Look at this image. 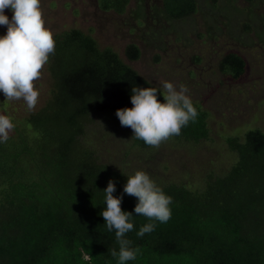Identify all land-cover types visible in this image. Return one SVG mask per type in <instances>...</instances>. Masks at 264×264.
Returning <instances> with one entry per match:
<instances>
[{
    "label": "trees",
    "instance_id": "obj_1",
    "mask_svg": "<svg viewBox=\"0 0 264 264\" xmlns=\"http://www.w3.org/2000/svg\"><path fill=\"white\" fill-rule=\"evenodd\" d=\"M128 3L97 4L102 11L123 14ZM196 11L197 0H162V12L170 20L186 19ZM53 38L55 52L46 64L48 101L19 125L13 122L9 139L0 143V264H118V257L111 255L113 249L119 252L115 230L108 231L101 215L109 180L115 184L113 196L122 197V211L133 216V230L124 238L140 250L126 264H264V133L251 130L243 141L227 139L237 161L203 190L158 186L172 198L166 223L138 216L137 198L124 193L128 177L99 163L81 138L91 116L133 107V87L156 88L161 103L163 94L113 50L100 48L91 35L69 29ZM139 54L136 45L126 47L128 60H137ZM218 68L238 81L246 63L231 52ZM193 105L195 122L169 139H208V114ZM132 141L135 147H151L134 137ZM147 223L155 224L154 231L137 236ZM84 252L92 260L84 261Z\"/></svg>",
    "mask_w": 264,
    "mask_h": 264
},
{
    "label": "rangeland",
    "instance_id": "obj_2",
    "mask_svg": "<svg viewBox=\"0 0 264 264\" xmlns=\"http://www.w3.org/2000/svg\"><path fill=\"white\" fill-rule=\"evenodd\" d=\"M98 0H41L45 27L52 34L78 29L91 35L100 48H109L140 77L163 94V83L187 87L193 103L208 114V139L198 143L168 139L150 148L133 146L131 133L116 114L89 118L81 143L99 163L125 177L146 172L157 186L182 184L202 189L210 179L225 175L237 161L227 143L243 141L246 133H264V0H197V11L186 19L170 20L162 0H129L123 14L102 11ZM11 20L12 12L5 13ZM6 35V26H0ZM130 44L139 58L125 55ZM236 53L247 64L245 75L232 81L218 68L227 53ZM40 92L33 111L23 100L5 104L0 92V114L19 125L44 107L51 79L46 65L34 82ZM111 134V135H110Z\"/></svg>",
    "mask_w": 264,
    "mask_h": 264
},
{
    "label": "clouds",
    "instance_id": "obj_3",
    "mask_svg": "<svg viewBox=\"0 0 264 264\" xmlns=\"http://www.w3.org/2000/svg\"><path fill=\"white\" fill-rule=\"evenodd\" d=\"M12 12L11 20L5 10ZM0 26H6V35L0 36V92L5 96V104L23 100L28 111H33L38 103L40 92L35 81L42 75L43 67L49 56L55 52V40L52 32L45 27L41 0H0ZM163 103L157 99L156 88L133 87L131 104L133 107L118 109L122 127L131 128L137 140L158 148L162 142L181 134V129L190 121L195 122L198 112L188 93L187 87L179 89L171 83H163ZM31 127V125H29ZM15 128L11 118L0 114V143L9 139V133ZM111 135V134H110ZM132 137V138H133ZM115 184L109 180L105 193L106 209L101 212L108 231L115 230L119 252L111 251L112 257H118V264L135 260L139 248L132 249L131 241L125 234L133 230L129 222L132 213L121 209L122 197L116 198ZM124 193L137 198L134 212L149 220L166 223L171 218L169 205L172 198L167 196L144 171H136L127 179ZM155 224L147 223L140 228L137 236L151 233ZM84 261L92 257L84 252Z\"/></svg>",
    "mask_w": 264,
    "mask_h": 264
},
{
    "label": "flooded vegetation",
    "instance_id": "obj_4",
    "mask_svg": "<svg viewBox=\"0 0 264 264\" xmlns=\"http://www.w3.org/2000/svg\"><path fill=\"white\" fill-rule=\"evenodd\" d=\"M229 53H230V52H229ZM225 55H226V54H225ZM225 55H224V56H225ZM246 67H247V64H246Z\"/></svg>",
    "mask_w": 264,
    "mask_h": 264
}]
</instances>
